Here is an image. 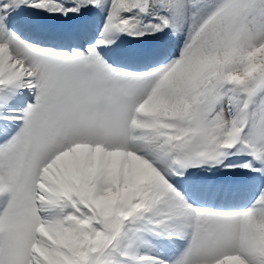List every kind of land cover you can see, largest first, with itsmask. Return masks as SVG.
I'll return each instance as SVG.
<instances>
[{
    "label": "bare ground",
    "instance_id": "6f19581e",
    "mask_svg": "<svg viewBox=\"0 0 264 264\" xmlns=\"http://www.w3.org/2000/svg\"><path fill=\"white\" fill-rule=\"evenodd\" d=\"M2 1V9L6 14L4 22L0 21V41L6 44L0 45V264H13L12 249L15 240L11 234H8L9 230L7 231L6 227L21 228L23 231L37 230V238L33 239L35 261L39 255L41 256L39 249L47 254L52 252L49 243L46 244V238H49V233L53 232L56 243H59L56 244L58 247L56 250L59 249L61 255L78 264H93L83 259L86 254L78 253L73 256L69 247L65 246L67 243H63L61 236H57L59 229L57 221L62 226L63 216L53 217L55 213H66L71 219L70 222L76 223V227L81 223L100 222L109 231L110 240H117L110 243L105 250L100 264H194L193 261L196 259L203 261V264H260L255 257L264 251V242L261 239L253 240L252 235L255 229L264 227L263 209H260L264 205V187L258 193L259 199L247 212L220 213L196 208L193 201L202 204L208 201L189 200L179 191L178 186L174 184V180L165 172L162 165L149 158L159 149L162 139L158 135L155 134L158 139L154 141H144L139 137L132 139L133 141L128 139L127 143L122 140V135L125 124L123 114L127 106L123 97L129 94L128 87L132 86L134 81L139 80L141 88L147 91V95H140V101L145 99L144 105L134 114L131 131L136 136L139 133L151 132L144 130L142 132L137 125V121L146 111L167 110L166 114L172 116L174 103L170 105L171 86H176L182 73L186 72L187 75L194 71L191 67L187 71L189 67L182 64L193 54L195 48L199 49L200 40L207 43L208 37L212 38L213 35L226 30L231 43L234 36L237 37L241 33L239 27L242 23L249 29L261 24L258 28L263 34L264 6L256 0H230L224 2L222 8L204 6L202 0H195V3L190 0H169L167 4L165 1L145 0L141 9H123V11L119 8L120 3H130V0H102L93 8L86 3L90 0H85L86 2L84 0H29V6L33 3L42 6L40 15L44 19L39 24V17L27 22L28 18L20 9L23 0ZM242 5L243 8H248V11L243 13L242 7L240 11L239 7ZM92 10L95 12L94 19L92 24L87 25L91 30L85 31L81 40L74 44L76 48L68 51V57L76 56L86 66V70L82 74L81 71L74 73L75 85L71 80H63L60 83L62 89L60 94L52 90L53 98L56 99L54 102L46 96V92L53 88L57 67L67 57L58 53L59 55L53 56L55 58H51L52 56L44 50L52 51V49L42 48L41 51L36 45L27 46L16 36L3 32L2 26L6 27L8 23L13 24L16 19L18 23L28 25V28L22 27L23 34L34 35L39 32L34 27L40 26L41 30L60 28V23L64 21L67 24L70 19L76 21L75 18L93 17ZM228 10L235 11L231 14V18H229ZM167 15L175 21L183 22V26L178 22L180 24L174 27V38L167 40L168 45H173L175 48L171 49L175 51L172 55L174 58L169 57L167 65L147 74L141 70L142 67H139L142 66L141 64H124L122 62L124 58L131 56L134 58V55H138L141 51L129 50L125 39L134 34L146 38L148 42L152 41L153 31L156 27L159 28L160 21L169 20ZM13 16L15 19L12 18ZM47 18L48 20L57 19L56 24L44 27ZM75 25L81 26L78 22H75ZM115 25H118L120 33L113 29ZM99 27L101 31L97 32ZM95 35L97 41H92V45H86L85 42ZM142 50L144 53L147 51ZM250 50V57H256L260 53L258 50ZM38 58L39 60L41 58V61L37 60ZM36 60L38 63L34 66ZM28 63H30L29 67L26 66ZM113 64L136 69L121 70ZM129 73L132 75L129 76ZM228 75L224 82L229 80L231 88H225V95H220L219 101L217 100L218 109L211 121L214 125H218L216 127L218 129H223L221 126H225L226 122L229 123L227 133L229 146L227 147L232 148V137L236 133L237 126L235 120L242 115L238 114L236 106V98L241 93L238 81L239 76H245V73L237 68ZM158 81H162L160 86H157ZM111 86L120 97L117 106L113 104ZM75 89L83 98L86 110L94 112V118L98 116L100 98L103 97L106 105L105 113L111 119L110 127H113L112 122L116 120L119 123L116 128H112L110 132L112 136L105 138L101 133L94 135V120H90L87 125L83 124L82 111L73 99L76 96ZM55 105H59L62 109L56 110ZM245 113L249 115L248 111ZM257 121L258 127L250 130L252 136L257 138L258 154L256 160L253 159L255 165L257 161L264 163V110L256 118ZM75 125L81 126L83 134L73 137L72 142L67 145L65 140L60 138V133L64 128L72 129ZM172 127L174 129L177 126ZM38 133L41 134V145L56 140L61 142L58 151L66 150V146L68 151L51 159L55 152L52 151L47 154L45 160L38 159L35 164L38 170L36 171L37 166H33L34 173L27 178L26 182V184L31 183L28 186L37 191L36 197L32 196L37 203V213L24 211L23 214L27 213L30 217L24 214L21 218H16L20 212L18 206H14L7 213L2 211V208L3 205L7 207L6 204L19 205L20 201L16 193L20 190L21 181L15 183L13 195L10 197L11 204L6 202L7 187L3 185L11 181V164L17 166L16 163L20 161L24 164L28 161L27 154L30 151L39 152L38 145L35 146L29 142V139ZM161 133L166 135L165 132ZM113 135H120L116 138V145L120 148L116 152L118 154L107 153L108 148L115 147ZM95 148H102L103 151L95 152L92 150ZM242 148L245 147L242 145ZM145 149L151 151L142 154ZM242 151L239 150V152ZM9 155L15 156V159L7 161L5 157ZM196 155L200 157L195 158L188 153L185 155L180 153L171 171L176 169L182 175L187 165H189L188 169L194 165L198 167V171L212 174L222 165L225 170H233L232 175L238 173L233 166H226L219 159L221 156L225 157L223 152L218 156V153L214 151L209 156L203 154L201 150L199 153L198 150ZM238 160L241 166H245L244 157L238 156ZM141 165H145L151 173V177L143 186L140 185L144 175L143 169L139 168ZM254 171L255 169L252 172ZM261 174L264 177V170L260 172V176ZM92 183L94 185H91ZM254 185H251L250 190L258 188ZM80 192L86 195H80ZM226 195L229 197L230 194L226 193ZM211 196L223 197L225 201H228L223 194L215 191L211 192ZM247 201L245 200V203ZM218 206L226 207V205ZM131 211L134 212L130 220L131 225L122 229L123 219L130 215ZM80 216L86 218L84 222L81 221ZM112 218L115 219L114 226L110 223ZM239 224L242 225L241 228ZM221 225L222 228H219ZM221 230H224L223 237H221ZM80 231L84 233L80 228L76 235L78 237L80 234L76 238L77 246L82 240ZM153 231L157 233L153 235ZM204 232L214 234L209 254L204 253L202 242L198 244V239L202 238ZM123 235H128L129 238ZM181 240L186 241L188 245L184 246ZM88 244L93 248L92 242ZM224 255H227V258L223 259ZM214 256L215 259H220V262L213 263Z\"/></svg>",
    "mask_w": 264,
    "mask_h": 264
},
{
    "label": "rangeland",
    "instance_id": "374dc122",
    "mask_svg": "<svg viewBox=\"0 0 264 264\" xmlns=\"http://www.w3.org/2000/svg\"><path fill=\"white\" fill-rule=\"evenodd\" d=\"M98 1L101 2L102 0H98ZM144 1L145 0H130V3H120L121 2L120 1L119 8H121L122 10L123 9L134 10L137 8L141 9L142 3ZM159 1H165L167 4V1L169 0H159ZM228 1L230 0H202V3L204 4V6L211 5V6H216L217 8H222L224 7V2H228ZM256 1L259 4H262V6H264V0H256ZM190 2L195 3V0H190ZM241 7L243 9L242 10L243 13L244 11H248V8H243V5L239 7L240 11H241ZM2 8H3V1L0 0V21H3L4 15L6 14ZM215 8H213V10ZM233 12L235 11L228 10V14L230 15L229 18H231V14H233ZM165 13L166 12H164V14ZM167 17L169 18V20L164 21L167 22L168 24L167 26L168 28L166 27V30L168 31L169 37L171 36L170 38H174L175 36L173 33L174 27H176V25L180 23L181 26H183V22H181V20L175 21L174 18L170 17L169 15H167ZM236 19L237 17L235 16V20ZM262 19H263L262 22H264V17ZM244 25L246 24L242 23L240 25L239 28L241 29L240 30L241 33L237 35V37L234 36L232 40L233 42L231 41V43H230V38L227 36L228 34H226L227 33L226 30L225 32L222 31L219 32V34H216L218 36L213 35L212 38L208 37L207 43L203 42L202 40H200L201 42L199 41L200 42L199 49L195 48L196 50L193 52V54H191L188 59H185L182 64V66L189 67L187 68L188 69L187 71L190 70V67L192 68V70L194 69V71H192L190 74L187 75L186 72L184 74L182 73V75L179 76L178 78V83L176 84V86H171L170 94L172 98L170 105L174 103L172 105L173 106L172 116H170V114H166L167 110H164V112H161L160 110L149 111V112L146 111L139 119V121H137V125L141 128L142 132L143 130L151 131V132L139 133L133 138L138 139L140 137L144 141H154L158 139V137L156 136L158 135L162 139L158 151H156L153 156H149L150 158H153V160H156L157 163L160 162L167 168L169 167V163L173 158V156L178 155V153H181L182 155L188 153L189 155L195 156L196 158L199 156L196 155L198 150L199 153L201 150L203 154L209 156L212 155L214 151L218 153V156H220L222 152L224 153V151H226L225 146L226 144H228L227 133L229 131L230 125L228 122H226L225 126H221L223 127V129L220 128L218 129L216 128L218 127V125L217 124L214 125L213 122L211 121V118L214 117V114L218 109L216 104L218 103L217 100L219 99L220 95L222 96L225 95L224 86L226 85L224 80H226L230 72L235 71V69L237 68H239V70L242 71V73H245V76H239V81H238L240 84L241 93L240 96L236 98V106L238 109L237 110L238 114L239 115L242 114V115L240 116L241 118L239 117L238 120H235L237 126H236V133L232 137V142L234 144V142L236 143L238 141L239 137H242L243 141H241V143L243 145L247 144V147L250 149L251 154L252 155L258 154V148L256 145L257 138L252 136L250 130L251 128L253 130V128L258 127V121L256 122V118L264 110V102H263L264 100V31L263 34L259 32L260 29L258 27H261V24L257 26H253L254 28H250V29L247 27V25L246 26ZM155 29L162 32L163 31L162 23L160 24L158 29L157 27ZM186 30L187 29H185V31ZM2 31L9 33L13 32L12 28L9 25L7 27H4L3 25ZM5 44L6 43L4 41H0V45L5 46ZM250 49L258 50V52H260L259 55H257L256 57H250L249 55V52L251 51ZM171 57L174 58V56ZM37 60H39V58ZM37 60L35 63H37ZM169 60L170 59L166 60L164 65ZM39 61H41V58ZM69 62L70 59H65L64 61H62L57 67L58 69L57 72L59 74H62L61 72L65 71ZM195 63L197 64L195 65ZM193 64L195 66H192ZM26 66L29 67L30 63L26 64ZM34 66H36V64H34ZM56 77L58 78L57 75ZM208 83L211 85H209ZM226 87L231 88V86L229 85H227ZM29 102L30 101H28V103ZM134 107L135 105L130 106V110H129L130 114L133 113ZM245 111H248L249 115L246 114ZM170 122H171V126H170ZM173 125H176L177 127L173 129L172 127ZM123 131L124 132L122 135L123 136L122 140L127 143L128 139L130 138L128 121L124 124ZM161 132H165L166 135ZM38 134L34 137H31V139H29V142L35 146L38 145L39 152L35 153L30 151V153L27 154L28 161L25 162L24 164L21 161L16 163L17 166L11 164L10 165V167L12 168L11 181L4 183L3 185L4 187H7L6 192L8 193V196L6 198V202L11 204L10 197L13 195V189L15 183L17 181L19 182L21 181L20 190L19 192L16 193L17 199L20 201L19 205L15 204L13 206L12 205L10 206L6 204L7 207L3 205L2 208V211L4 210V212L7 213V211L11 210V208H14V206H18L20 212L22 213L18 212L19 214L16 215V218H21L22 215L27 214V213L23 214L24 211L27 212L30 211V213L33 212V214L37 213V209H38V208L36 209L37 203L35 202V198L32 199V196L36 197L37 191L33 190L30 186H28L31 183L26 184V182H27V178L33 175L34 173L33 166H37L35 164L38 161V159L44 158L45 160L47 154L51 153L52 151L55 152L53 154V157H51V159L58 157V155H61L65 151H68V146H66L67 147L66 150L62 149L61 151H58L61 142L60 141L57 142L56 140L54 141L52 140L51 141L52 143H46V144L43 143L41 145L40 142L41 134L39 135ZM69 134L70 133L67 130H65L64 133L62 134L63 136L60 137L65 140L67 145H69L72 142L73 137H75L76 135H80L81 133L78 132L72 134L73 135L72 139L67 140L66 136ZM106 134L108 133L107 132L101 133L102 137L105 136ZM119 136L120 135L118 136L113 135L115 147L108 148L107 150L108 154H118L116 152L117 150H120V148L116 145V138ZM91 147L92 146H90V148ZM170 149H171V155L167 156L166 151ZM92 150L100 153L103 151L102 148H95ZM149 151L148 149H145V151H143L142 154L144 153L146 154ZM12 158L15 159V156L9 155V157L7 158L5 157L7 161H9ZM236 163L237 162H235L234 165ZM41 168L43 169V167ZM139 168L143 169L144 172L143 180L140 181V185L143 186L145 182H147V180L151 177V173L147 170V167L145 165H141ZM252 169H253L252 166H249V168H247L248 171H252ZM37 170H38V166L36 171ZM91 185H94V183H92ZM148 185L150 186V182ZM80 195H86V193L80 192ZM205 209H210V208H205ZM262 209L264 216V207ZM133 215L134 212L131 211L130 215L124 217L123 226L121 227L122 229L129 227V224L131 222L130 220H132L131 216ZM26 216L30 217L28 214ZM57 216L58 217L63 216L62 226L61 223L57 221V225L59 228L57 236L58 237L61 236L63 243H67L65 246L69 247L70 253L73 256H75L78 253L82 255L86 254V256H83V259H85L87 263L100 264L102 255L105 252V250L108 249L110 243L117 242V240H110L109 231H107L100 222L91 221L89 222V224L81 223L80 225H77L78 227H76V223L70 222L71 219L67 216L66 213H57V214L55 213L53 215V217H57ZM85 219L86 218L82 216L81 221L84 222ZM114 220H115L114 218L111 219L110 222L111 226H114L115 224ZM80 228L83 230L84 233L80 231L82 240H81V244L77 246L78 243L76 242V238H78L80 234L78 235V237H76V235L78 234ZM6 230L7 231L9 230L8 234H11L15 240L14 241L15 244L13 245L14 248L12 249L13 257L11 256L13 264H60V263L78 264L75 263V261L66 258L64 255H61L59 249L58 251L56 250V248H58L56 247V244L59 243H56L55 241L56 236L54 237L53 232H52L53 234L50 232L49 238H46V242H47L46 244L49 243V245L52 248L51 249L52 252L47 254L46 252L39 249L42 259L41 256L39 255L38 256L39 258L35 261L33 259V255H34L33 248H35L34 247L35 241H33V239L37 238L36 237L37 230L23 231L21 228L11 229L9 227L8 228L6 227ZM254 231L255 232L252 235L253 240L261 239L262 242H264V227L263 228L258 227V229H255ZM204 233L205 235L208 236L209 234H212V232H204ZM121 235L122 234H120V236ZM123 236L125 238H129L128 235H123ZM223 236H224V232L221 234V237ZM198 240L201 242L203 241L201 238H199ZM88 242L89 243L92 242L94 244L93 248L91 246L90 247L88 246L89 245ZM207 243L204 244L203 250L204 253L209 254L211 251L210 249L211 245L209 242ZM200 246L198 247L201 249ZM261 253L263 254L261 255ZM258 257L260 258V264H264V251L258 253ZM213 258H214V260L212 261L213 263H218V261L220 260V259L218 260L215 259V256ZM225 258H227V256H223V259ZM193 263L203 264V261L196 259L193 261Z\"/></svg>",
    "mask_w": 264,
    "mask_h": 264
}]
</instances>
